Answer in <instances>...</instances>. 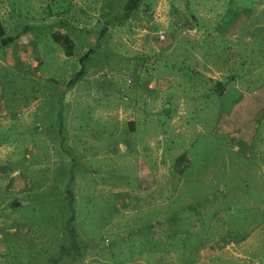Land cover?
<instances>
[{
	"label": "rangeland",
	"instance_id": "obj_1",
	"mask_svg": "<svg viewBox=\"0 0 264 264\" xmlns=\"http://www.w3.org/2000/svg\"><path fill=\"white\" fill-rule=\"evenodd\" d=\"M0 24V264H264V0H0Z\"/></svg>",
	"mask_w": 264,
	"mask_h": 264
},
{
	"label": "crops",
	"instance_id": "obj_2",
	"mask_svg": "<svg viewBox=\"0 0 264 264\" xmlns=\"http://www.w3.org/2000/svg\"><path fill=\"white\" fill-rule=\"evenodd\" d=\"M193 24H194L193 27H195V28L198 27L199 28V25L196 26V22L195 21L193 22ZM187 28L190 30L191 26L187 27ZM198 43H199V41H196V40L186 41V43L183 45L184 48H185L184 56L188 57V58H192L193 60H197L196 58L200 56L199 52H201V54H202L203 49H205L206 47L209 46V45H196ZM219 44H221L219 46H222L224 44V42H220ZM158 52L159 53H157V56L161 57L162 53L165 52V51H158ZM232 54L235 55L236 54V50H232L231 51V49L229 48V50L226 52V54H224V58L229 59L230 56H232Z\"/></svg>",
	"mask_w": 264,
	"mask_h": 264
},
{
	"label": "trees",
	"instance_id": "obj_3",
	"mask_svg": "<svg viewBox=\"0 0 264 264\" xmlns=\"http://www.w3.org/2000/svg\"><path fill=\"white\" fill-rule=\"evenodd\" d=\"M190 18V23L194 26L193 22L195 21L194 18H192L191 16L189 17ZM191 25H189L188 27H190ZM14 39V36L13 37H5V34H4V30L0 24V42H1V45H6L8 44L10 41H12ZM93 49H89L87 50V52L81 57L79 58V62L81 63L82 67L80 69V71H78L75 76L72 78L74 80V78H79L82 74H83V63L85 62V60L89 57L91 51ZM133 130V129H132Z\"/></svg>",
	"mask_w": 264,
	"mask_h": 264
},
{
	"label": "built area",
	"instance_id": "obj_4",
	"mask_svg": "<svg viewBox=\"0 0 264 264\" xmlns=\"http://www.w3.org/2000/svg\"><path fill=\"white\" fill-rule=\"evenodd\" d=\"M158 36H159V38L163 39V38H164V33H163L162 31H160V32L158 33Z\"/></svg>",
	"mask_w": 264,
	"mask_h": 264
}]
</instances>
